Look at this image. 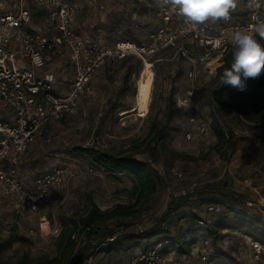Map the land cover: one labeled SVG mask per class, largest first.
<instances>
[{
	"label": "rangeland",
	"instance_id": "374dc122",
	"mask_svg": "<svg viewBox=\"0 0 264 264\" xmlns=\"http://www.w3.org/2000/svg\"><path fill=\"white\" fill-rule=\"evenodd\" d=\"M64 1L75 6L76 32L105 44L131 40L147 46L153 43L152 33L163 25L156 15V0H147L141 11L115 3L103 9V0ZM251 7L250 0H240L231 15L236 20H246ZM34 13V25L46 32L43 13L37 8ZM260 14L264 16V7ZM220 22L204 24L215 30ZM175 52L158 50L145 54L144 58L132 54L123 60H108L95 73L91 89L80 99L77 109L44 127L19 166L25 184L33 186L40 174L66 163L81 169V173L61 185L54 200L39 212L31 211L14 198L0 197V241L8 243L0 252V264H17L24 257L32 264L40 258L55 257L59 238L51 232L71 228L92 201L102 210L136 201L130 176L83 172L91 161L77 149L85 147L114 154L133 152L147 163L157 183L156 192L139 205L135 215L104 224H124L128 229V234L115 244L123 254L110 256L114 245L103 254L106 263L112 257V264H128L140 251L160 243L164 250L171 240L180 239L184 241L183 248L176 254L184 264H264V247L258 253L255 250L258 242L246 230L230 226L212 233L223 215L232 217L246 211L264 219V129L214 108L212 90L216 82L211 73H204L201 78L204 92L196 102L183 108L173 105L174 99L185 95L188 85L185 75L188 65L175 57ZM228 52L214 61L213 68L223 60L225 64ZM146 66L153 78L152 95L148 109L142 110L139 95ZM47 67L58 72L59 87L70 86L74 69L68 50L53 55ZM191 115H197L200 123L208 126L215 116L227 130L236 128L239 131L236 148L219 145L211 127L187 140L188 130L197 131L189 122ZM10 116L11 111L0 102V118L10 120ZM173 167L182 174H173ZM223 181L234 194L200 193L207 185ZM193 183L198 184L195 192L179 199ZM175 197L178 199L175 207L166 214ZM214 204L220 205L217 211L209 210ZM200 220L206 225L200 224ZM235 221L231 218L224 223ZM204 254L206 259L202 258Z\"/></svg>",
	"mask_w": 264,
	"mask_h": 264
},
{
	"label": "built area",
	"instance_id": "2783aa9c",
	"mask_svg": "<svg viewBox=\"0 0 264 264\" xmlns=\"http://www.w3.org/2000/svg\"><path fill=\"white\" fill-rule=\"evenodd\" d=\"M146 1L103 0L101 7L107 9L109 4L115 3L141 11ZM260 3L262 5L264 1L260 0ZM250 5L246 20H236L231 15L230 20L221 21L215 30L207 24L192 27L175 12L157 6L156 15L163 25L152 33L153 43L146 46L131 40L105 44L87 39L74 28L75 6L64 0H0V102L11 111L10 120L0 118V197L14 198L31 211L39 212L54 200L61 185L81 173V169L66 163L43 172L29 187L20 176L19 166L48 123L77 109L80 99L90 91L95 73L108 60H123L132 54L144 58L145 54L173 49L176 51L174 56L185 60L188 65L185 70L186 92L176 99V104L183 108L196 102L204 92L201 84L204 73L216 77L223 65L224 60L213 68L214 61L230 50L228 39L231 33L254 23L253 16L264 17L260 14L264 5L260 8H255L251 2ZM36 8L43 13L41 18L46 32L34 25ZM217 40L225 43L218 44ZM63 49L69 51L74 69L72 83L67 89L57 85L58 72L47 67L51 57ZM222 110L243 123L264 129V119L250 122L235 109L222 107ZM189 122L197 127V131L188 130L185 133L187 140L195 139L210 128V125L200 123L197 115H191ZM231 133L238 136L239 131L226 129L228 137ZM171 171L175 175L182 174L175 167ZM83 172L99 174L104 171L88 164ZM197 188L198 184L193 183L189 191H183L179 196L192 194ZM219 206L214 204L208 208L217 211ZM199 222L205 224L204 220ZM93 230L98 228L80 225L72 235L78 244L87 241L92 245V252L83 264H107L102 249L126 234L128 229L124 224L112 226L104 238L88 236ZM31 233H34L33 229ZM51 234L59 238L60 230L56 228ZM161 246L162 243L140 251L128 264H184L177 251L165 252ZM255 250L261 252V244L255 243ZM202 258L206 259V255Z\"/></svg>",
	"mask_w": 264,
	"mask_h": 264
},
{
	"label": "trees",
	"instance_id": "16d2710c",
	"mask_svg": "<svg viewBox=\"0 0 264 264\" xmlns=\"http://www.w3.org/2000/svg\"><path fill=\"white\" fill-rule=\"evenodd\" d=\"M136 43L139 44L140 42L137 41ZM261 43L264 44V41H261ZM231 63L232 48H230L225 57V64L219 67L215 77L216 86L212 90V104L214 108L222 110V107H229L237 110L247 121H262L264 119V72L257 78H248L245 81V90L240 91L230 85L219 84V75L225 68L230 67ZM172 98L173 97H171L170 100H173ZM173 105H176L175 99ZM237 120L241 121V119ZM210 127L217 136L219 145L227 148H236L238 137L234 133H231L228 137L226 128H224L217 117H213ZM77 150L81 154H84L91 161L92 165L100 168L106 172V174L124 173L130 176L134 183L136 201L130 205L117 204L106 210H102L97 203L92 201L89 208L74 221L71 228L63 230L60 233L58 239V254L53 258H40L35 262L33 261L32 264H83L84 259L92 252V245L87 241L78 244V242L73 239L72 235L78 229V226L82 225L87 227L94 225L98 230L89 232L88 236L94 235L104 238L112 230V226L104 224L113 219H122L135 215L139 211V205L148 200L157 190L156 179L149 170L147 163L138 159L135 153L120 152L119 154H114L94 147L78 148ZM205 192L222 193L228 196L234 194V191L228 188V183L225 181L215 185H207L200 191V193ZM181 198H184V196L179 197V199ZM176 201H178V199L175 197V199L170 202L166 214L172 212V208L175 207L174 204ZM228 216L229 215H223V217L217 220V227L215 230L212 229V233L217 234L219 231L230 226L231 228H239L241 230H246L254 240L264 247V219L261 216L250 215L246 211L232 217ZM231 218L236 221L230 223L231 225H225L224 220ZM127 234L128 232L119 237L115 242L104 247L101 251L102 254L112 248ZM142 236L145 237V235ZM7 244L8 243L5 241H0V252L3 251ZM183 244V240L173 239L163 251L182 250ZM117 245H115V247ZM17 264L29 263H27V259L24 257L21 258Z\"/></svg>",
	"mask_w": 264,
	"mask_h": 264
},
{
	"label": "clouds",
	"instance_id": "9594fccd",
	"mask_svg": "<svg viewBox=\"0 0 264 264\" xmlns=\"http://www.w3.org/2000/svg\"><path fill=\"white\" fill-rule=\"evenodd\" d=\"M240 0H156V5L183 17L186 24L195 27L206 22L228 21ZM255 8L260 0H250ZM254 23L247 28L234 30L228 44L232 48V63L219 75L220 85L245 90L248 78H257L264 72V17L253 16ZM223 45L225 41L217 40Z\"/></svg>",
	"mask_w": 264,
	"mask_h": 264
},
{
	"label": "bare ground",
	"instance_id": "6f19581e",
	"mask_svg": "<svg viewBox=\"0 0 264 264\" xmlns=\"http://www.w3.org/2000/svg\"><path fill=\"white\" fill-rule=\"evenodd\" d=\"M144 64V63H143ZM145 81L144 86L141 90V93L139 95L140 105L142 107V110H147L151 101V95H152V83L153 78L150 74V68L146 66L145 68Z\"/></svg>",
	"mask_w": 264,
	"mask_h": 264
},
{
	"label": "crops",
	"instance_id": "0c3cea01",
	"mask_svg": "<svg viewBox=\"0 0 264 264\" xmlns=\"http://www.w3.org/2000/svg\"><path fill=\"white\" fill-rule=\"evenodd\" d=\"M118 250V252H116ZM123 252V250L122 249H120V246H116V248H114L111 252H110V256L112 255V253H113V255H115L116 253H122ZM123 254V253H122ZM113 258L112 257H110V258H108L107 259V264H112V262H113Z\"/></svg>",
	"mask_w": 264,
	"mask_h": 264
}]
</instances>
